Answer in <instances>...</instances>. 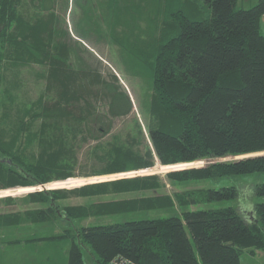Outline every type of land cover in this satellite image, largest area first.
<instances>
[{"label": "trees", "instance_id": "trees-1", "mask_svg": "<svg viewBox=\"0 0 264 264\" xmlns=\"http://www.w3.org/2000/svg\"><path fill=\"white\" fill-rule=\"evenodd\" d=\"M28 1L0 0V87L4 57L14 63L39 61L48 63V86L53 83L49 76L57 78L59 97L46 101L40 95L14 122L10 137L0 130V188H39L76 174L148 168L156 160L165 165L217 160L172 168L164 177L140 173L36 189L20 197L0 196L8 204L21 206L18 199L29 203L0 210V232L16 230L6 238L0 233V244L66 239L68 255L60 264H84L85 242L92 246L96 264H107L118 254L138 264H240L243 251L264 249V0L248 7L239 6L238 0H109L112 20L145 16L154 18L158 27L145 38L153 56L147 60L153 81L154 121L148 133L152 146L140 151L118 140L100 145L99 153L96 144L93 154L102 167L91 165L87 172L76 171L73 145L83 116L68 107L79 98V90L70 87L77 82L75 73L57 54H67L69 31L50 9L57 0L31 2L46 7L53 3L49 13H28ZM63 4L67 7L68 0ZM102 81L110 88L113 106L122 100L124 108L113 113L127 110V93L114 82ZM86 130L92 133L91 126ZM36 140L39 149L33 148ZM86 167L80 164L79 169ZM245 178L251 179L250 191L256 196L250 218L229 202L239 198ZM206 181L210 183L194 186ZM167 182L184 187L162 191ZM72 195L89 201L63 202ZM149 210L158 214L84 223L90 217ZM25 221L34 227L29 229ZM51 224H56L53 232L40 234Z\"/></svg>", "mask_w": 264, "mask_h": 264}, {"label": "rangeland", "instance_id": "rangeland-1", "mask_svg": "<svg viewBox=\"0 0 264 264\" xmlns=\"http://www.w3.org/2000/svg\"><path fill=\"white\" fill-rule=\"evenodd\" d=\"M57 1V4L55 3L50 9H53L59 15L60 25L68 29L71 45H68L67 54L65 52H55H57L60 61L63 62V66L67 65L69 71L75 73L77 81L72 82L70 87L79 90V98L69 101L68 107L74 106L75 112L83 116L77 122L78 129L75 130L76 137L73 144L76 164L78 165L76 171L87 172L92 169L91 165H95L97 168L102 167L100 165V157L93 154V152H97L94 150L97 146L96 144H99V147H96L99 153L101 151L100 145L105 147L109 143L112 145L118 140H126L128 146H132L135 150L145 151L147 147L152 146L148 133L149 127L154 121L153 114L150 111L153 81L148 66V61L153 60L152 45L150 42L145 41V38L152 37L154 29L155 32H158L157 25L155 24L154 26L153 21H151L154 18L147 19L145 16H143L144 18L140 16L135 18L134 16L131 21L112 20L114 13H111L108 9L109 0L108 2L107 0H68L69 4L67 7L66 4H63L64 0ZM256 1L238 0V5L248 7ZM31 2L33 0H29L26 5L30 8L25 7L28 13H49V7L53 4L50 3L46 7L42 4L38 5L37 2L36 4ZM185 7L189 9L192 5L186 4ZM35 8L38 10L36 11ZM123 11V13L126 12L125 10ZM263 19L264 14L262 21ZM76 26L78 29L75 28ZM81 28L85 29L83 33ZM262 28L264 29V21L262 22ZM76 33L82 36H78ZM1 71L0 130L6 133V137H10L14 130L13 126H16L14 122L20 118L19 116L22 115L26 107H29L37 100V97L43 94L46 96V101L59 97L58 87H60V84L56 82L57 78L49 76V80L53 81V83L51 84L52 87L48 86L49 82L46 76L48 63L44 62L29 60L14 63L4 57ZM102 80L114 82L120 90H123L125 94L127 93L130 100L127 110L113 113V109L124 108V106L122 100H117L113 106V95L110 93V88ZM83 93L86 97L82 95ZM85 99L89 102L87 103ZM65 105L67 106V103ZM89 126L92 127V133L86 130ZM34 143L33 148L39 149L41 145L39 140ZM208 162L209 160L200 159L193 162L165 165L156 160L155 164L148 168L93 174L90 176L76 174L63 179L52 180L45 184H38L39 188L33 185L0 188V196L14 195L15 197H20L36 189L74 187L91 181L140 173L157 172L161 177H164L165 171L169 169L203 165ZM80 164H87V167L80 170ZM209 183V181L200 182L195 183L194 186L207 185ZM251 184V179L245 178L240 184L242 191L239 198L229 201L232 204H238L249 218L254 214L250 207L252 206L251 199L256 198V196L252 197ZM182 187L184 186L167 182L162 187V191L173 193L175 189L181 190L183 189ZM88 201L87 198L80 195H72L63 200V202L74 204ZM17 202L21 206L0 201V210L22 208L29 204L21 199H18ZM157 214L156 210L118 215L108 214L86 218L84 223H113L128 218L150 217ZM33 223L26 222L25 225L30 226V229L34 227ZM55 225L51 224L48 230H41L40 234L53 232L52 229ZM0 233H5L4 237L6 238L16 233V230L13 233L7 228L5 232ZM189 236L194 244L190 232ZM68 249L69 241L66 239L40 240L32 242L30 245H28L27 241L18 243L3 242L0 244V264H47L49 258L51 260L50 264H54L56 256L58 258L62 257V260L57 259V262L62 263L66 261L64 257L68 255ZM83 251L84 264H96L93 249L89 243L85 242L83 244ZM240 264H264V249H260L256 253L243 251L240 255Z\"/></svg>", "mask_w": 264, "mask_h": 264}, {"label": "built area", "instance_id": "built-area-1", "mask_svg": "<svg viewBox=\"0 0 264 264\" xmlns=\"http://www.w3.org/2000/svg\"><path fill=\"white\" fill-rule=\"evenodd\" d=\"M264 21V19H263ZM107 264H138L125 257L124 255L118 254L111 258V260Z\"/></svg>", "mask_w": 264, "mask_h": 264}, {"label": "crops", "instance_id": "crops-1", "mask_svg": "<svg viewBox=\"0 0 264 264\" xmlns=\"http://www.w3.org/2000/svg\"><path fill=\"white\" fill-rule=\"evenodd\" d=\"M32 242H38V241H32ZM32 242H27V243H28V245H30ZM259 250H260V248L255 249L254 252L256 253V252H258ZM254 252H253V253H254ZM53 257H54V256H53ZM61 258H62V257H59V258H58V257L56 256V258H55V263H54V262H53V263H54V264H58V263H60V262H57V261H58V260H61ZM57 259H58V260H57ZM50 262H51V260H50V258H49V260L47 261V264H50Z\"/></svg>", "mask_w": 264, "mask_h": 264}, {"label": "water", "instance_id": "water-1", "mask_svg": "<svg viewBox=\"0 0 264 264\" xmlns=\"http://www.w3.org/2000/svg\"><path fill=\"white\" fill-rule=\"evenodd\" d=\"M206 160H209V162H210V161L217 160V158H209V159H206Z\"/></svg>", "mask_w": 264, "mask_h": 264}, {"label": "flooded vegetation", "instance_id": "flooded-vegetation-1", "mask_svg": "<svg viewBox=\"0 0 264 264\" xmlns=\"http://www.w3.org/2000/svg\"><path fill=\"white\" fill-rule=\"evenodd\" d=\"M57 2H58V1H56L55 3L57 4ZM54 5H55V4H54ZM70 5H71V3H70ZM69 40H70V38H69Z\"/></svg>", "mask_w": 264, "mask_h": 264}]
</instances>
